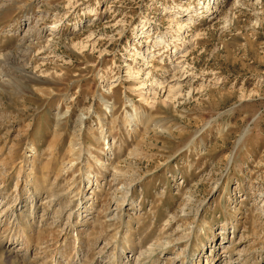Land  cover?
Segmentation results:
<instances>
[{
    "label": "rangeland",
    "instance_id": "1",
    "mask_svg": "<svg viewBox=\"0 0 264 264\" xmlns=\"http://www.w3.org/2000/svg\"><path fill=\"white\" fill-rule=\"evenodd\" d=\"M151 253L264 264V0H0V264Z\"/></svg>",
    "mask_w": 264,
    "mask_h": 264
},
{
    "label": "bare ground",
    "instance_id": "2",
    "mask_svg": "<svg viewBox=\"0 0 264 264\" xmlns=\"http://www.w3.org/2000/svg\"><path fill=\"white\" fill-rule=\"evenodd\" d=\"M146 38V37H148V35L147 34H145V35H141V37L140 38ZM135 48V47H134ZM132 75V74H131ZM28 78H31V77H29L28 76ZM132 78H134L135 79V81L137 82V84L134 86V88L132 89L133 91H138L139 92V95L141 96V98H142V100L143 101H145L147 104H150V105H152V106H154V105H156V103H158L157 102V97H158V92L156 93L155 92V94H153V98L151 99V101H153V102H151V103H148L149 102V98H147L146 97V95H145V93H144V89H145V87H146V82L145 81H142V77H141V75H140V71H136V73H135V76H132ZM154 84H155V86H157L158 87V89L157 90H159V88H161V85H160V83L159 82H157V81H155L154 82ZM113 87H116V86H113ZM150 90V89H149ZM151 91V90H150ZM166 93H167V96H166V99H168V100H171V98H173L174 96H175V92H174V90H173V88H172V86H170L169 88H168V90L166 91ZM106 102V101H105ZM106 105L108 106V103H106ZM132 106H133V110H134V114H131L130 112L128 113V114H126V116L123 118V120L121 121V123H122V125L123 126H130L131 125V123H132V121H133V118H134V116H135V119L138 121V123L137 124H142V115H143V112H142V106L140 105V106H137V105H135L134 103L132 104ZM114 121H116L117 122V120H114ZM136 121V122H137ZM145 121H147V123H150V117L149 116H147L146 117V120ZM116 122L114 123V125L116 124ZM80 123L82 124V126H83V118L81 117L80 118ZM101 124H102V127L104 128L105 127V124H104V122L103 121H101L100 122ZM109 129V128H108ZM113 129V128H112ZM80 137H77V138H74V140H73V145H72V149H73V151L75 152V154H73V158L70 160V163L73 165L74 163H75V161L77 160V159H79V155H77L76 153V146L79 144V143H77V142H79L80 141ZM79 151V150H78ZM76 156V157H75ZM99 164H102V160H100V159H98V161H97ZM75 165V164H74ZM23 167V166H22ZM22 167H21V170H23L22 169ZM26 238V237H25ZM150 255V256H149ZM153 255V253H151V254H148L147 256H144L143 258H141V263L140 264H142V261H145V260H147V261H151L152 259V256ZM71 258V257H70ZM114 260V259H113ZM148 263V262H147ZM146 262L145 263H143V264H147Z\"/></svg>",
    "mask_w": 264,
    "mask_h": 264
}]
</instances>
